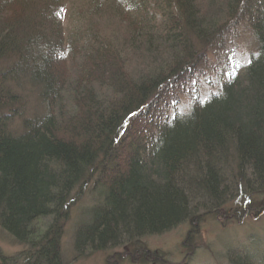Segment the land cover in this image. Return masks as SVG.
Here are the masks:
<instances>
[{
  "label": "trees",
  "instance_id": "obj_1",
  "mask_svg": "<svg viewBox=\"0 0 264 264\" xmlns=\"http://www.w3.org/2000/svg\"><path fill=\"white\" fill-rule=\"evenodd\" d=\"M76 4L63 35V1L0 0V234L25 248L0 251V264H69L68 227L76 259L118 264L115 250L132 264L180 224L189 249L236 197L259 195L244 208L259 207L264 0ZM246 19L252 50L222 48ZM112 20L126 33H104ZM222 49L235 66L211 64ZM166 97L178 104L164 110ZM134 131L142 141L126 144ZM253 251L233 262L264 264Z\"/></svg>",
  "mask_w": 264,
  "mask_h": 264
},
{
  "label": "rangeland",
  "instance_id": "obj_2",
  "mask_svg": "<svg viewBox=\"0 0 264 264\" xmlns=\"http://www.w3.org/2000/svg\"><path fill=\"white\" fill-rule=\"evenodd\" d=\"M59 1H63V5L65 6L62 7L64 11L60 10L62 17L61 26H59L61 32L64 35L66 34L65 30L69 28L70 22L69 20L67 21V16L70 14L71 7H73L74 4L77 5L76 2L78 0ZM104 25V33L110 34L114 31L126 33V30L124 29L125 26L121 29V20H112L110 22H106ZM251 32L252 29L248 23V20H243L240 23V26L236 27L229 34V37L226 38L222 48L232 45L235 48L238 46V48L246 50L250 48L249 50L251 51L253 46H249L248 43L249 40L251 42V38L248 41L246 40L249 38ZM222 51L223 49L219 54L215 53L209 57L211 64L212 62H220L223 65L225 63L230 67L234 66L236 63V59H234L235 57L231 56L228 52L225 53ZM236 51L237 53L239 52L237 48ZM124 55H128L126 57L128 62L134 60V55L130 53ZM64 64H60V72L68 69L64 68ZM135 65L136 63L134 65L132 62L129 63V69H133ZM202 67H205V65ZM197 83L198 80L195 78V82H193L192 85L195 86ZM254 199L259 200L260 196L257 195L254 197ZM254 199L253 202L251 201L250 203V201L245 202L244 197H236L227 205V207L222 208L216 217L213 215L206 217L203 216L204 219L199 229L200 231L196 233V236H191L190 238L189 243L191 245L189 249H186L187 244L185 243V237L188 229L187 224H180L177 228L170 230L168 233L152 236L146 240V244L148 242L152 252L164 254L165 260L168 264H230L225 259L223 260L220 256L217 258V253H225L235 259L239 257L240 254H254L255 251L253 250H257L258 252H256L260 259L264 261V201H261L262 204L259 205L260 209L257 206L244 208V206L248 205V203H250V206H253L255 204ZM243 210L246 212L241 213ZM236 213H240L241 220L236 219ZM69 229V227L68 230L66 229V234L64 235L63 239V244L65 248H67V255L69 259H71L69 264H104V259L106 257L105 254L101 252L86 254L87 256H79L77 259L75 256L73 257L74 252L71 248L72 234L69 232ZM20 248L21 245H14L10 243V241L6 242L3 240L0 234V251H3L5 254H14L19 251ZM114 251L115 250H110V252L107 254H113ZM71 257H73V259ZM120 264H128V261L121 262ZM132 264L161 263L150 259L148 261H143V257H141V259H138L137 262Z\"/></svg>",
  "mask_w": 264,
  "mask_h": 264
},
{
  "label": "bare ground",
  "instance_id": "obj_3",
  "mask_svg": "<svg viewBox=\"0 0 264 264\" xmlns=\"http://www.w3.org/2000/svg\"><path fill=\"white\" fill-rule=\"evenodd\" d=\"M161 103L163 104L164 110L167 109V108H170V107H174V105H177V104H178V103H176L175 101L173 102V101H172L170 98H168V97H166L165 99H163V101H162ZM139 140H141V137H139L137 131H134V132L132 133V135H130L129 138L126 140V144L129 145V143H131V142H133V141H135V143H138ZM141 141H142V140H141ZM1 238H2L3 240H5L6 242L11 241V240H9L7 237L4 238V237L1 236ZM24 249H25V248L22 249V246H21V248H20L19 251H17V252H22ZM218 256H220L223 260L225 259V260H226L227 262H229L230 264H235V263L233 262V261H234L233 258H232L231 256L225 254V253L222 254L221 252H219V253H217L216 257L218 258ZM112 257H114V261H115V263H118V264L121 263V262H120V259H119L118 256H117V251H116V253H113V254H112ZM143 259H144V261H145V260L148 261L149 259H150V260H155L156 258L154 257V255H152V251L150 250L149 256L146 257V258H143ZM260 261H261L262 263H264V261H262L261 259H260ZM104 264H111V263H109V262H104ZM258 264H259V263H258Z\"/></svg>",
  "mask_w": 264,
  "mask_h": 264
}]
</instances>
